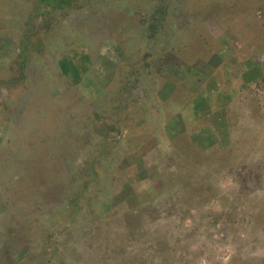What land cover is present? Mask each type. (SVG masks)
Segmentation results:
<instances>
[{"label":"rangeland","instance_id":"1","mask_svg":"<svg viewBox=\"0 0 264 264\" xmlns=\"http://www.w3.org/2000/svg\"><path fill=\"white\" fill-rule=\"evenodd\" d=\"M230 3L0 0V264H264V163L207 112Z\"/></svg>","mask_w":264,"mask_h":264},{"label":"crops","instance_id":"2","mask_svg":"<svg viewBox=\"0 0 264 264\" xmlns=\"http://www.w3.org/2000/svg\"><path fill=\"white\" fill-rule=\"evenodd\" d=\"M230 1L232 4H229L230 14L234 6L237 5L239 11L243 10L244 14L255 9V15L262 23L255 27L245 24L239 28V32L243 34L245 56L241 59V57H236L235 53L231 60L226 62V64L234 66L233 71L229 72L228 78L225 79L229 82L228 90L235 91V93L238 90V93H243L244 102L240 100L238 104H232L230 100L228 104L218 105L215 101L212 108H208L207 112L212 115L216 148L217 139L220 137L223 144H227L229 155L236 153L237 150L245 153V155L251 152L254 154L253 159L256 166L259 163H264V0ZM223 30L224 32H228V30L231 32V27L227 26V30ZM254 33L259 36L253 42ZM220 39L227 41L229 51L236 52V45L232 44L231 46L233 38L230 35L228 40L222 37L218 40ZM224 94L220 93L217 96L222 97ZM234 97L241 98L240 95H234ZM247 100L251 102L250 105L246 104ZM240 158H244V156L241 155ZM259 192L264 194L262 190ZM223 219L225 221L223 224L228 226L229 231H231V224L228 222L226 224V221L230 219L229 216H224ZM228 236L232 239L233 234L229 233ZM247 237L251 241L254 240L253 233H249ZM255 238L264 240V233Z\"/></svg>","mask_w":264,"mask_h":264}]
</instances>
